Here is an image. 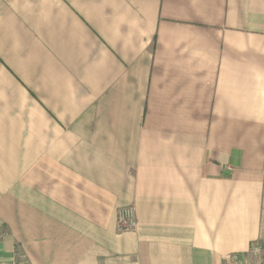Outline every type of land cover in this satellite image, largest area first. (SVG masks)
I'll return each instance as SVG.
<instances>
[{"label": "crops", "instance_id": "0c3cea01", "mask_svg": "<svg viewBox=\"0 0 264 264\" xmlns=\"http://www.w3.org/2000/svg\"><path fill=\"white\" fill-rule=\"evenodd\" d=\"M260 243L264 0H0V264H260Z\"/></svg>", "mask_w": 264, "mask_h": 264}, {"label": "built area", "instance_id": "2783aa9c", "mask_svg": "<svg viewBox=\"0 0 264 264\" xmlns=\"http://www.w3.org/2000/svg\"><path fill=\"white\" fill-rule=\"evenodd\" d=\"M118 224L119 227L124 229H132L136 226V219H135L133 207L123 206L119 209ZM256 247L257 249L264 248V244L260 243ZM232 259L235 262V264H246L244 261L241 260V257L238 254H233ZM8 264H22V263L14 258ZM260 264H264V262H261Z\"/></svg>", "mask_w": 264, "mask_h": 264}]
</instances>
